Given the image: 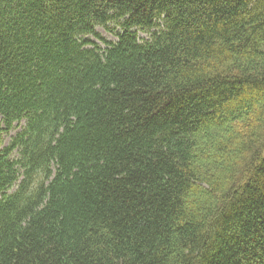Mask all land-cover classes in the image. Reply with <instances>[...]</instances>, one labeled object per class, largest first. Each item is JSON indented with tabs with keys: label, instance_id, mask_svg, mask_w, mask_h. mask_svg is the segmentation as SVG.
Listing matches in <instances>:
<instances>
[{
	"label": "trees",
	"instance_id": "16d2710c",
	"mask_svg": "<svg viewBox=\"0 0 264 264\" xmlns=\"http://www.w3.org/2000/svg\"><path fill=\"white\" fill-rule=\"evenodd\" d=\"M0 264H264V0H0Z\"/></svg>",
	"mask_w": 264,
	"mask_h": 264
},
{
	"label": "rangeland",
	"instance_id": "374dc122",
	"mask_svg": "<svg viewBox=\"0 0 264 264\" xmlns=\"http://www.w3.org/2000/svg\"><path fill=\"white\" fill-rule=\"evenodd\" d=\"M97 31H98V33H99L102 37H105V38H107V39L110 40V41H115V39H116L113 35L107 33L105 29L98 28ZM94 40L96 41L97 39L94 38ZM23 126H24V124H23ZM22 128H23V127L17 129L16 131H13V132L11 133V136H15V134H17L18 132H20V130H21Z\"/></svg>",
	"mask_w": 264,
	"mask_h": 264
},
{
	"label": "bare ground",
	"instance_id": "6f19581e",
	"mask_svg": "<svg viewBox=\"0 0 264 264\" xmlns=\"http://www.w3.org/2000/svg\"><path fill=\"white\" fill-rule=\"evenodd\" d=\"M22 120H23V119H22ZM22 120H21V121H22ZM18 124H19V122H14L12 129H14ZM24 126H25V125H24ZM24 126H23V127H24ZM19 128H21V127H18V126H17L15 129H19ZM21 131H22V129L20 130V132H21ZM20 132H19V133H20Z\"/></svg>",
	"mask_w": 264,
	"mask_h": 264
}]
</instances>
